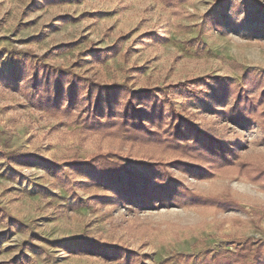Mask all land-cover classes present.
Returning <instances> with one entry per match:
<instances>
[{
  "label": "rangeland",
  "instance_id": "obj_1",
  "mask_svg": "<svg viewBox=\"0 0 264 264\" xmlns=\"http://www.w3.org/2000/svg\"><path fill=\"white\" fill-rule=\"evenodd\" d=\"M50 71L63 75L58 104ZM246 73L261 80L251 123L224 116L236 95L190 98L177 86L218 76L238 91ZM73 77L83 83L70 105ZM92 84L123 88L120 102L154 90L165 120L145 123L158 133L97 129L106 119L87 108L99 95L82 100ZM263 91L264 0H0V264H261ZM171 123L191 149L166 139ZM203 136L233 161L193 143ZM100 155L150 180L120 190L90 167Z\"/></svg>",
  "mask_w": 264,
  "mask_h": 264
},
{
  "label": "trees",
  "instance_id": "obj_2",
  "mask_svg": "<svg viewBox=\"0 0 264 264\" xmlns=\"http://www.w3.org/2000/svg\"><path fill=\"white\" fill-rule=\"evenodd\" d=\"M62 78L63 75L58 74V72L50 71L48 73L46 82L47 86L50 88L53 84V81H56L55 86L57 90L54 95L55 99L57 100L56 104L60 103V101L63 99L62 88L64 84L62 83ZM72 79L74 80V83L71 87L73 92L69 102L70 105H75L80 92L79 84H82L83 81L77 77H73ZM243 81L244 87H239L238 91H236L234 88L233 81L218 76L197 78L187 83H179L177 86L185 87L187 89V95L190 98H200L203 95H211L212 98L221 100L228 96L236 95L235 105L227 112L223 113L229 122L239 125L253 122L254 116L258 114V109L255 105H253L249 95L251 94L253 88H255L253 85L257 86L258 84H261V80L250 73L244 74ZM49 92L50 90L47 89L46 95L49 94ZM96 93L99 95L96 107L94 110H91L90 107L87 108V115L101 116L106 119V121L102 124H98L97 129L100 127L116 125L123 132L131 135L134 138L145 139L158 133L152 130V128H150L148 124L145 123V119H148V122L150 123L154 122L155 120H157L159 123H162V121L165 120L163 110L161 109V102L159 97L155 96L154 90H143L141 92L126 93L125 95H127L129 98L124 102H120L121 99H125L121 97V94L125 93L123 88L105 87L92 84L89 86L87 98H83L82 100L90 105L92 104V98ZM263 95L264 91L262 92L261 96ZM120 106H124L123 112H119L117 110V108ZM159 107L160 109H158ZM104 109L105 112H107L106 115L104 114V111H102ZM117 113H119L118 118L121 120L120 122L115 123L113 122V119ZM259 115L264 118V112H260ZM172 123V126L165 130V134L167 136L166 139L173 147L181 149L182 151L191 149L192 146L188 144L190 134L185 130H182L181 123L174 124V126ZM193 143L201 144L202 149L206 151L207 154L209 153L212 159L217 163H231L236 156L234 150L228 149L222 145H216L214 140L210 139L208 136H203V139L197 137ZM90 165L91 168H99L103 173H106L109 177L110 183L117 184L120 190L129 191L130 193H133L135 189L139 188L135 187V185L138 184L135 178L141 176L145 182L150 180V178L144 177L138 170L130 168L123 162L109 161L106 156L103 155H100L94 159ZM170 165H173V167H176L177 169L190 174L192 177L199 179L207 177L203 174L204 170L206 173L210 174V172L206 169L203 170V168H200L197 165H190L184 162H173ZM126 183L128 184L125 185ZM224 203L232 204L233 202L230 200V202ZM261 262V264H264V259Z\"/></svg>",
  "mask_w": 264,
  "mask_h": 264
}]
</instances>
